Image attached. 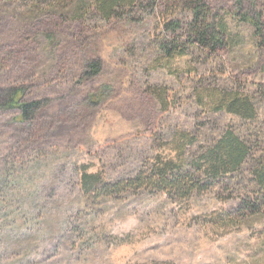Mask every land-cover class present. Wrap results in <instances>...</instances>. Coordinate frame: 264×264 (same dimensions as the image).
I'll list each match as a JSON object with an SVG mask.
<instances>
[{
    "label": "rangeland",
    "instance_id": "374dc122",
    "mask_svg": "<svg viewBox=\"0 0 264 264\" xmlns=\"http://www.w3.org/2000/svg\"><path fill=\"white\" fill-rule=\"evenodd\" d=\"M58 1L0 0V88L48 102L30 142L18 112L0 111V264H264V0L261 35L234 16L235 0H203L226 26L214 53L191 41L198 0H136L109 20L93 0ZM163 41L182 56H165ZM96 60L99 74L81 82ZM232 95L252 118L218 108ZM227 135L248 155L214 175L203 159ZM163 171L198 190L164 194ZM83 173L110 194L87 195Z\"/></svg>",
    "mask_w": 264,
    "mask_h": 264
},
{
    "label": "trees",
    "instance_id": "16d2710c",
    "mask_svg": "<svg viewBox=\"0 0 264 264\" xmlns=\"http://www.w3.org/2000/svg\"><path fill=\"white\" fill-rule=\"evenodd\" d=\"M49 2L54 6L59 4L58 0H29V2L38 8L40 4ZM58 1V2H57ZM245 1L249 4L247 9L245 8ZM136 0H93L94 9L99 10L104 16V19L109 20L116 16V9L121 12L127 7H132ZM194 5V4H192ZM235 17L238 20L248 24L257 35L262 34V21L259 12L255 11V0H235L234 1ZM190 11L192 13L191 22V34L192 43L198 48L207 51L209 53H214L226 46V26L223 21H220L217 25L209 22V12L204 4L203 0H198L195 5L190 6ZM172 26V31L174 32L178 26L177 24H170ZM165 29L168 26L164 27ZM175 45V46H174ZM174 42L171 44L167 41H163L160 45V51L167 57L172 55L182 56V52L178 51ZM178 51L177 53H174ZM173 57V56H172ZM101 63L100 61H89L85 64L83 73L80 77L81 82H86L91 80L93 77L97 76L100 72ZM104 90H100L97 93L90 94L89 97L83 102L86 106H97L98 103L104 99ZM26 89L24 87H14L3 89L0 88V111L8 112L16 110L18 112L14 119V122L21 126L24 136L27 141L36 138L39 134V129L37 127L38 117L40 113L48 106V102L45 101H25ZM97 104V105H96ZM231 114H236L244 118L253 117V109L250 107L247 100H240L236 96H229L220 101L219 107ZM27 141H24L27 143ZM34 141V140H31ZM248 155V148L240 143L232 135H227L222 138L218 144L207 153L204 157V161L207 162L208 168L214 175L227 174L230 171L237 170L240 165L244 162ZM158 183L164 194L172 196L177 193L181 198L188 197L192 192L198 190L195 185L194 178L187 176L185 173L182 175H173L171 178H167L165 172L157 174ZM258 180L264 184V168L258 172ZM81 182L83 186H90L86 190L89 196H98L100 194L109 195L110 186L104 184V186L98 187V177L96 175H89L83 173L81 176ZM145 181L141 179V176L134 178L129 181L130 187L142 186ZM96 186V187H95ZM122 184L118 183L113 185L117 189V192L123 190L120 189ZM124 187V186H123ZM125 188V187H124ZM135 188V187H134ZM261 202L264 206V193L261 195Z\"/></svg>",
    "mask_w": 264,
    "mask_h": 264
}]
</instances>
